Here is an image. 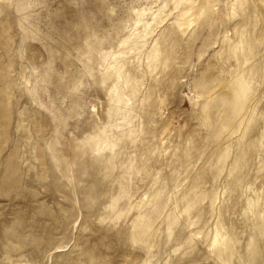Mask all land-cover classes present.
<instances>
[{
	"label": "rangeland",
	"instance_id": "1",
	"mask_svg": "<svg viewBox=\"0 0 264 264\" xmlns=\"http://www.w3.org/2000/svg\"><path fill=\"white\" fill-rule=\"evenodd\" d=\"M208 1L0 0V264H264V0Z\"/></svg>",
	"mask_w": 264,
	"mask_h": 264
},
{
	"label": "bare ground",
	"instance_id": "2",
	"mask_svg": "<svg viewBox=\"0 0 264 264\" xmlns=\"http://www.w3.org/2000/svg\"><path fill=\"white\" fill-rule=\"evenodd\" d=\"M177 1L179 6H182V12H181V18L176 22V24L178 28L182 30L183 28H187L189 25H191L194 22L198 23L199 20L203 18L207 13H212L214 11L213 8L216 6L211 4L208 0H202L200 3H197L198 0H177ZM219 228L223 229V226H219ZM220 229L218 230L220 231ZM217 234L218 233L216 232V234L214 235L213 238L214 243L217 241L216 239Z\"/></svg>",
	"mask_w": 264,
	"mask_h": 264
}]
</instances>
